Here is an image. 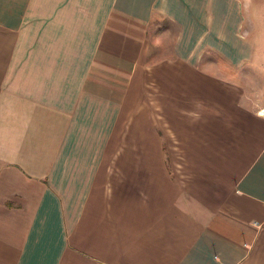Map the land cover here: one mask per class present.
Instances as JSON below:
<instances>
[{
  "label": "crops",
  "instance_id": "obj_1",
  "mask_svg": "<svg viewBox=\"0 0 264 264\" xmlns=\"http://www.w3.org/2000/svg\"><path fill=\"white\" fill-rule=\"evenodd\" d=\"M0 264H264V0H0Z\"/></svg>",
  "mask_w": 264,
  "mask_h": 264
},
{
  "label": "rangeland",
  "instance_id": "obj_2",
  "mask_svg": "<svg viewBox=\"0 0 264 264\" xmlns=\"http://www.w3.org/2000/svg\"><path fill=\"white\" fill-rule=\"evenodd\" d=\"M261 0H253V3L255 4H258ZM157 28L159 30H162L163 28H166L167 31L170 35V36H166V46H163V44H158V38H157V35L154 36V39L151 41V57L153 58H159L161 56H164V52L166 53L167 52V49L169 47H171L172 45V38L174 36V34L176 33V28L173 24H171L170 22H168L167 20L165 19H161L159 21H156V24L154 26V28ZM164 48H166V51L163 50ZM157 56V57H156Z\"/></svg>",
  "mask_w": 264,
  "mask_h": 264
}]
</instances>
